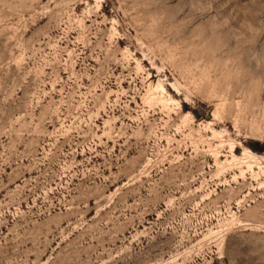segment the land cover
<instances>
[{
    "label": "rangeland",
    "instance_id": "374dc122",
    "mask_svg": "<svg viewBox=\"0 0 264 264\" xmlns=\"http://www.w3.org/2000/svg\"><path fill=\"white\" fill-rule=\"evenodd\" d=\"M0 264H264V0H0Z\"/></svg>",
    "mask_w": 264,
    "mask_h": 264
}]
</instances>
